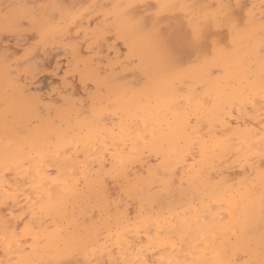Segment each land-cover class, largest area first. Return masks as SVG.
Listing matches in <instances>:
<instances>
[{
    "label": "bare ground",
    "instance_id": "6f19581e",
    "mask_svg": "<svg viewBox=\"0 0 264 264\" xmlns=\"http://www.w3.org/2000/svg\"><path fill=\"white\" fill-rule=\"evenodd\" d=\"M75 1H72L73 5L77 3ZM101 1L110 5L111 9H99L98 13L112 18L113 27L124 40L132 66L128 82L112 89L107 88L97 99L99 101L102 98L107 104L110 96L113 104L111 110L119 109L126 116L134 117L136 111L140 110L141 113H151L153 120L159 117L157 127L161 131L156 134L153 149L142 158H138L131 166L130 174L124 178L130 189L137 187L141 189L144 217L137 216L140 197L136 199L124 197L119 220L115 216L110 218L107 214L102 215L99 211L101 207L107 206L109 201H119L122 191L118 184L109 181L107 198L103 193H98V182L102 175L101 160H111L112 156L111 153L107 156L98 155L93 148L88 147L89 140L97 136L101 138L107 136L111 140L114 128L111 116L107 120H102L98 115V123L89 126L83 117L77 116L78 108H71L63 110L66 115H70V120L57 118L56 121H47L39 127H20L18 133L12 130L10 135H6L8 132L2 130L0 132L5 135H0V262L3 264H7L9 260L49 264L50 261L66 258L72 259L73 264L77 260L107 261L110 259L107 251L103 256L100 254L105 245L112 249V258L135 260V251L128 249L123 237H121L123 249L117 243V234L128 229H131V232L127 239H139L135 235L132 221L150 217L159 219L161 223L165 219L178 222L194 215L197 208L202 207L201 202L209 203L214 193L220 195L225 190L241 209L249 204L250 200L258 209L261 195L259 172L249 169L251 172L249 177L243 173L242 167L247 164L245 157L254 159L259 164V116L251 112L241 113L238 110L233 115L230 109L225 114V119H218L215 101L239 98L242 93L251 91L247 80L249 73H254L253 80L258 91L260 61L257 53L261 45L259 19L261 0H251L256 5L253 10L255 19L247 31L237 32L234 42L227 28L215 24L209 27L206 18L222 17L231 9L221 6L231 5L235 8L237 4H245V0H151L153 4L148 6H145L149 3L147 0ZM64 2L67 4L68 0ZM161 5L171 7L161 8ZM247 11L246 8L240 15L244 16ZM216 28L221 29V33L218 30L217 33L216 30H211ZM201 29L206 39L196 41L195 33ZM214 41L220 42L218 44L220 48L225 44L229 45L231 51L213 53ZM181 48L184 49V54L177 57L175 53ZM17 87L15 88L18 89ZM192 90L196 91L198 98L209 101L206 111L202 112L203 131L206 133L210 125L213 127V136L208 142L207 150L201 156L200 148L197 146L195 158L190 154L188 137L181 124L184 109L188 105L187 96ZM256 111L258 113V107ZM237 116L239 119H236ZM3 125L5 126L4 123ZM9 126L7 128L10 130L12 126ZM140 129L144 130L142 120ZM119 130L117 122L115 131ZM151 131L149 128L150 138ZM223 135L232 136L233 143L232 158L227 159L222 165L221 160L226 158L221 155L218 138L222 139ZM49 136L50 141L46 139ZM48 143L52 144L54 151L57 145L69 144L72 149L69 155L79 156L75 163L77 167L83 169L80 192L87 190L88 194L66 193L69 198L66 207L53 206L50 212L33 218L35 229L31 235H27L22 231L24 224L20 223L19 217L27 213L32 218L33 200H38L39 196L31 184V176L36 175L35 168L40 165L37 163L31 173L27 168L13 170L7 179L4 178V165L6 160L14 165L18 156L36 157V161H39L35 147L37 144L46 146ZM250 146H253L251 151ZM237 148L241 150L239 155L236 154ZM213 163L215 168L211 166ZM108 167H112L111 163ZM221 170L224 173L223 177L218 174ZM42 171L55 174V168L46 164L43 165ZM177 171L179 174H176ZM209 175L214 176L216 181L227 179L228 182L218 187L215 182L207 180ZM36 179L39 183L41 176L37 175ZM169 189L176 195H169ZM9 193L12 194L9 201L11 206L4 209L2 201ZM45 201L47 202V195ZM35 207L39 211L40 205L36 204ZM112 207L114 209L115 205ZM93 208L97 209L94 216ZM129 216L131 221L128 219ZM13 230L18 232L26 243H20L13 237ZM6 236L8 239H5ZM9 243L11 248L8 247ZM259 243L260 232L257 229L239 244L230 245L223 258L242 255L245 249L240 247V244L251 245V250L258 253Z\"/></svg>",
    "mask_w": 264,
    "mask_h": 264
},
{
    "label": "snow or ice",
    "instance_id": "6c2138e0",
    "mask_svg": "<svg viewBox=\"0 0 264 264\" xmlns=\"http://www.w3.org/2000/svg\"><path fill=\"white\" fill-rule=\"evenodd\" d=\"M32 7L35 8L36 6ZM39 7L48 6L40 5ZM160 7L171 6L161 5ZM221 7L231 9V11L224 13L222 17H208L206 18V22L209 27L215 24L221 28H227L232 34L234 42L237 32L239 30L247 31L253 23L255 19L253 10L256 8V5L253 4L249 7L246 4H237L235 8L231 5H223ZM28 8L29 6L23 3L4 4L2 9H0V25H2V31L5 33V39H8L9 36H15L22 31L31 30L35 32L36 35L34 37H28V39L35 40V49L29 48L25 52V55H29L31 59H34L35 57L31 56V53L39 49V46L43 42L44 33L33 27L38 22L39 17L37 14L30 12ZM246 8L248 9L247 13L241 16L240 13L244 12ZM259 19L261 45L257 53L260 61L258 91L256 90L257 84L253 80L254 73H249L247 80L249 88L252 89L251 91L242 93L239 98L215 101L216 117L218 119H225V114L230 109L233 115L238 110L241 113L251 112L253 115L259 116V164L254 159L245 157L247 164L242 167L243 173L249 177L251 176L249 169L259 172L261 195L258 209L251 200L249 204L241 209L240 205L227 194L226 190L222 191L220 195L214 193L209 203L204 204L201 202L202 207L197 208L194 215L181 219L178 222L165 219L161 223L159 219H152L150 217L132 221L135 226V235L139 239H127L131 232V229H128L123 233L117 234V243L123 249L124 244L121 243V237H123L127 242L128 249L135 251V260L112 258V249L105 245V249L101 250L100 254L103 256L105 251H107L110 257L109 260H89L87 262L77 260L75 264H264V0H261ZM202 39H206V37L201 29L195 33V40L200 41ZM219 43V41L213 42V53H227L231 51L229 45L225 44L223 48H220L218 47ZM183 54V48L175 53L177 57ZM39 70L41 68L37 64L36 71ZM32 75H35V72ZM25 84H27V81H25ZM61 92L63 93L62 89ZM102 92L103 89L100 87H97L95 93L86 92L74 105L78 108L77 116L83 117L89 123V126L98 123V115L102 120H107L109 116L113 120L114 128L111 140L107 136H103L102 138L97 136L94 139H90L88 143V147L93 148L96 154L107 156V154L111 153L112 156L111 160H101L102 175L98 182V193H103L105 198H107L109 181L118 184L122 190L119 201H109V204L101 207L99 211L102 215L107 214L110 218L115 216L119 220L124 197L127 196L129 199L140 197L137 216L144 217L141 189L139 187L130 189L124 182V178L130 174L131 166L136 160L142 158L144 154L150 153L153 149L156 134L158 131H161L157 127L159 117L157 116L153 120L151 113H141L140 110L136 111L134 117L126 116L119 109L111 110L113 109V104L111 103L110 96L108 97L109 102L107 104L102 98L98 101L97 97ZM18 94L27 100L28 120L26 126L28 128L33 126L39 127L45 120H50L53 112L56 113V118L61 120L66 118L68 120L71 119L70 115H66L63 112V109L71 99L67 94H62L60 100H52L43 95L31 94L26 86L21 87ZM187 100L188 105L184 109L181 124L188 137L190 154L195 158L197 146L200 148L201 156L207 150L208 142L213 136V127L210 125L208 132L205 133L203 131L202 112L206 111L209 101L198 98L195 90L189 93ZM4 106L5 112L3 118L7 129L10 122L14 121L15 106L10 103L7 97ZM257 107L258 113L256 111ZM105 112H107V115H105ZM236 119H239V117L237 116ZM141 120L144 124L143 131L140 129ZM117 122L119 123V132L115 131V124ZM149 128L152 130L151 138L148 133ZM189 129L191 130L190 132ZM12 130L18 133V127H13ZM46 139L50 141L51 137L49 136ZM232 143V136L223 135L222 139L218 138L221 155L226 158L221 160L222 165L226 163L227 159L232 158ZM251 147L253 146L249 147V151H251ZM35 151L39 156V161H36V157L24 158L18 156L16 157L17 162L14 165L10 164L7 160L4 165L5 179L8 178V175L13 170L27 168L28 172L31 173L37 163L40 165V167L35 168L36 175L31 176V184L39 196L38 200H33L32 218L27 213H23L19 217L20 223L24 224L22 231L27 235H31L35 229L33 218L45 215L52 210L53 206L66 207L69 199L66 193L71 192L75 195L88 194L87 190L80 192V185L82 183L81 172L83 169L77 167L75 163L79 159V156L71 157L69 155L72 151L69 144H64L63 146L57 145L55 151L51 143H48L46 146L44 144H37ZM240 151L237 148L236 154L239 155ZM117 160L119 164H117ZM109 163L112 165L111 168L108 167ZM45 164L55 168L54 175L42 171V167ZM211 166L215 168L214 163ZM176 174H179V171ZM218 174L221 177L224 175L222 170ZM37 175L41 176L39 183H37ZM49 179L51 182H49ZM207 180L215 182L218 187H222V185L228 182L227 179L216 181V178L212 175L207 176ZM182 184L183 176H181ZM45 195H47V202L45 201ZM169 195L175 196L176 193H173L169 189ZM11 198L12 194L9 193L2 201L4 209L11 206L9 203ZM29 198L31 199V194H29ZM36 204L40 205L39 211L35 207ZM113 204L115 205L114 209L112 207ZM96 211L97 209L93 208V216ZM128 219L131 221L130 216ZM8 226L10 227V225ZM16 227L18 228L19 225ZM257 229L260 232L258 253L251 250V245L240 244V247L245 249L242 255H234L229 259L223 258L230 245L239 244L246 237L254 234ZM12 236L17 238L20 243H26V240L21 239L20 234L15 230H13ZM5 239H8V237L6 236ZM8 247L11 248V243H9ZM93 251L95 252L96 250L93 249ZM0 264H3V262H0ZM7 264H32V262L27 260H9ZM49 264H73V260L66 258L50 261Z\"/></svg>",
    "mask_w": 264,
    "mask_h": 264
},
{
    "label": "rangeland",
    "instance_id": "374dc122",
    "mask_svg": "<svg viewBox=\"0 0 264 264\" xmlns=\"http://www.w3.org/2000/svg\"><path fill=\"white\" fill-rule=\"evenodd\" d=\"M64 1L0 0V9L4 4L14 2L28 5V10L39 17L33 27L44 33L39 49L31 53L36 57L31 59L29 55H25V52L29 48L35 49V40L28 39V37H34L36 33L27 30L5 39V33L0 25V125L5 124L4 102L7 97L11 98L9 101L15 106L14 121L10 122L13 126L9 124V127H19V130L27 127V100L18 94L21 87L26 86L31 94L43 95L52 100H60L62 94H67L71 99L63 109L65 111L77 108L74 106L75 101H78L86 92L95 93L97 87H100L103 89L101 93L103 95L107 88L112 89L130 80L132 61L128 58L124 40L113 27L112 18L109 15L102 16L98 13L99 9L110 10V5L102 3L101 0H84L83 2L76 0L75 5L72 4L74 0H68V5ZM147 1L149 3L146 2L145 6L153 4L151 0ZM245 1L244 3L249 7L253 4L251 0ZM40 5L48 7H39ZM211 30H216L217 33L221 29ZM37 64L41 68L39 71H36ZM33 72L35 75H32ZM6 79H8L7 82ZM16 86L18 89L15 88ZM56 119V113L53 112L52 118L45 120L44 123L56 121ZM12 128L9 130L3 125L0 126V131L6 130L5 132H8L6 135H10ZM2 132L0 135H5Z\"/></svg>",
    "mask_w": 264,
    "mask_h": 264
}]
</instances>
